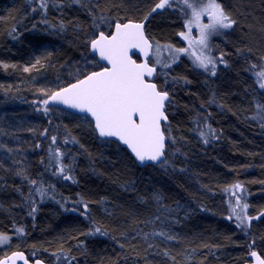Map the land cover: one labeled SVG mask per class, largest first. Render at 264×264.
Returning <instances> with one entry per match:
<instances>
[{
	"label": "trees",
	"instance_id": "obj_1",
	"mask_svg": "<svg viewBox=\"0 0 264 264\" xmlns=\"http://www.w3.org/2000/svg\"><path fill=\"white\" fill-rule=\"evenodd\" d=\"M156 2L0 0V234L10 237L0 259L21 251L44 264H68L65 256L72 264H247L250 245L264 258V127L253 118L264 106L254 75L264 68V0H218L236 23L209 40L226 61L215 76L185 58L156 68L154 82L170 99L166 164L138 167L90 120L42 103L100 69L89 41L116 22H144L154 45L180 47L181 6L148 15ZM196 120L216 138L204 143ZM57 148L72 179L51 162ZM32 179L47 195H30ZM96 227L107 235L91 234ZM160 231L175 239L152 235Z\"/></svg>",
	"mask_w": 264,
	"mask_h": 264
},
{
	"label": "snow or ice",
	"instance_id": "obj_2",
	"mask_svg": "<svg viewBox=\"0 0 264 264\" xmlns=\"http://www.w3.org/2000/svg\"><path fill=\"white\" fill-rule=\"evenodd\" d=\"M176 4L181 6L180 10L184 14V28L186 29V31L177 34L187 40V47L167 45L166 50L169 52V57L161 60L158 54L163 49L159 43H156L153 63L151 65L147 61L137 63L129 55L131 49H138L145 57H148L150 50L154 47L150 38L145 35L144 23L116 22L113 32L105 34L101 30L89 41L90 48L98 54L99 60L106 62L100 66V70L83 73L76 78L75 82L66 87L45 94L46 98L42 103L47 106L51 100L87 114L91 117L90 123L94 125V130L100 138H115L116 141L125 145L136 160L141 163L151 161L159 162L161 165L166 164L167 161L162 159L165 154L166 137L162 131L161 122L167 121L164 109L165 102L170 103V99L168 91L160 90L151 79L156 73V65L168 68L172 63L177 62L180 55H187L195 67L215 76L217 65L226 64V61L223 59V53L219 57H214L211 54L212 48L209 40L212 36L219 35L221 30L232 28L236 23L218 0H157L148 15L158 9L173 8ZM46 6V4L41 5L42 8H46ZM204 17H207V22H204ZM146 19L147 16H145ZM104 20V17L100 18L101 22ZM43 22L47 23V20ZM60 27L63 28V24ZM194 28L197 29L195 38L192 37ZM194 47L197 49L196 51H192ZM38 63H40L39 60H37ZM255 68L256 65H252V69ZM24 71H29V68L25 67ZM254 75L259 88L264 90V68L254 72ZM48 110L45 107V112ZM253 118L258 119L261 126L264 127V106L257 105V114ZM194 123L204 143L216 138L215 130L207 125L206 120H196ZM52 142L55 144V136L52 137ZM60 157L61 153L57 148L51 162L61 165L58 174L62 175L63 179H72L70 170L63 166ZM54 174H57L55 169ZM18 175L26 180L29 179L23 172H19ZM29 182L33 185L30 195L33 190L39 192L42 197L47 195L42 187H35L36 180L32 179ZM235 188H240V185L236 184ZM239 199L241 198H237V204H239ZM157 202L159 203L158 197ZM242 207L246 209L248 204L245 203ZM84 208L86 213V204ZM35 211L36 208L33 207L32 212ZM163 218L159 214L155 216V220L158 221ZM236 218L239 221L237 227H247L244 225L245 217L242 213H236ZM152 222V220L148 221V223ZM15 231L22 232L23 230L15 229ZM95 233L107 235L100 227H96L91 234ZM152 235L163 236L167 240L175 239L164 231L153 232ZM3 240H10V237L0 234V241ZM249 254L255 258V264H264V258L252 250L251 245ZM17 259H23L24 264H28L27 259L19 252L0 259V264H9V260L14 264ZM64 259L68 264H72V260L75 258L65 256ZM35 264H40V261L37 260Z\"/></svg>",
	"mask_w": 264,
	"mask_h": 264
},
{
	"label": "water",
	"instance_id": "obj_3",
	"mask_svg": "<svg viewBox=\"0 0 264 264\" xmlns=\"http://www.w3.org/2000/svg\"><path fill=\"white\" fill-rule=\"evenodd\" d=\"M126 22H133V23H137V22H135V21H126ZM121 23H123V22H121ZM144 23V22H143ZM115 25V24H114ZM114 25H113V28H112V30H111V32H113L115 29H114ZM144 31H145V25H144ZM106 34V33H105ZM145 35H146V32H145ZM146 37H148L147 35H146ZM150 42H152L151 40H150ZM153 50V49H152ZM152 50H150V53H149V56L148 57H145L144 56V54L143 53H141V52H139V50L138 49H131L130 50V52H129V55L130 56H132V58L134 59V60H136V62L137 63H143V62H145V61H147V62H149L150 63V60H151V58H152ZM90 52L92 53V55H94L95 57H96V59H97V61H98V63L100 64V65H103L104 63H106V62H103V61H100L99 60V56H98V54L97 53H94L93 51H92V49L90 48ZM151 65V64H150ZM100 70V69H99ZM99 70H97V71H99ZM156 73H157V70H156ZM156 73H154L153 74V76L151 77V79L154 81V78H155V76H156ZM75 82V81H74ZM73 83V82H72ZM64 87H66V86H64ZM57 91V90H56ZM55 92V91H54ZM168 102H165V113H166V104H167ZM48 106L49 107H51V108H57V109H61V110H64V111H66V112H68V113H70V114H73V115H76V116H81V117H84V118H87L88 120H90L91 121V117L90 116H87V114H85V113H80L78 110H76V109H70V108H68L67 106H65V105H62V104H59V103H57V102H54V101H49V104H48ZM168 123V117H167V121H162L161 122V125H162V131H163V126L164 125H166ZM93 125V124H92ZM93 129H94V125H93ZM95 131V130H94ZM164 132V131H163ZM95 133H96V131H95ZM96 135H97V137L100 139V140H107V141H112V142H115V143H117L121 148H123L124 150H126V152L131 156V158L135 161V163L137 164V166L138 167H145V166H149V165H156V164H158L159 162H151V161H145L144 163H141L140 161H138V160H136V158L134 157V155L130 152V150H128L127 149V147L125 146V145H123V144H121L120 142H118V141H116L115 140V138H100L99 136H98V134L96 133ZM166 137V136H165ZM167 143V138H166V141H165V144ZM165 151H166V146H165ZM164 156H165V154H164ZM164 156L162 157V159L164 158ZM15 252H19V253H22L23 254V256H24V258L25 259H27V257H26V255L23 253V252H21V251H13V252H11L10 254H8V255H6V256H12V254L13 253H15ZM257 254H258V252H257ZM259 255V254H258ZM5 256V257H6ZM260 256V255H259ZM5 257H3V258H1V259H4ZM27 261H28V264H35V262L37 261V259H33V260H28L27 259ZM40 261V260H39ZM9 264H13V261H11V260H9ZM14 264H24V260L23 259H17V260H15V262H14ZM40 264H44L42 261H40ZM247 264H255V258H253V257H251V256H249V262L247 263Z\"/></svg>",
	"mask_w": 264,
	"mask_h": 264
},
{
	"label": "rangeland",
	"instance_id": "obj_4",
	"mask_svg": "<svg viewBox=\"0 0 264 264\" xmlns=\"http://www.w3.org/2000/svg\"><path fill=\"white\" fill-rule=\"evenodd\" d=\"M203 20H204V22H207V17H204L203 18ZM224 30H226V29H224ZM183 31H186V29L185 28H183ZM222 31V30H221ZM197 36V29H193V31H192V37L193 38H195ZM215 36V35H214ZM215 37H218V35H216ZM181 39V42H182V45L180 46V47H187L188 46V42H187V40H184V39H182V38H180ZM211 39V38H210ZM162 46V51L158 54L159 55V57H160V59L161 60H164V59H167L168 57H169V52L166 50V46L167 45H161ZM197 49L194 47L193 49H192V51H196ZM155 54V45H154V47H153V50H152V60H151V64L153 63V55ZM212 54V53H211ZM182 58H185V59H187L191 64H192V66L193 67H195L194 65H193V63L191 62V60L188 58V56L187 55H180L179 56V59L177 60V62H175V64L176 63H178L179 61H180V59H182ZM174 65V63H172L171 64V66L170 67H168V68H171L172 66ZM156 68L157 69H160L161 71H165V70H167L168 68H163V67H161L160 65H156ZM196 69H198V70H201L202 72H204V70L203 69H201V68H197V67H195ZM204 73H206V72H204ZM232 194H234L236 197H235V202H234V207L235 208H237L236 206H238V204H237V196H238V194H237V190L236 189H233L232 191Z\"/></svg>",
	"mask_w": 264,
	"mask_h": 264
}]
</instances>
